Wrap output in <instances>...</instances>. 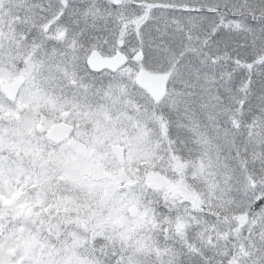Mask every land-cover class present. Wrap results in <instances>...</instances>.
<instances>
[{"label": "snow or ice", "instance_id": "snow-or-ice-1", "mask_svg": "<svg viewBox=\"0 0 264 264\" xmlns=\"http://www.w3.org/2000/svg\"><path fill=\"white\" fill-rule=\"evenodd\" d=\"M0 264H264V0H0Z\"/></svg>", "mask_w": 264, "mask_h": 264}]
</instances>
